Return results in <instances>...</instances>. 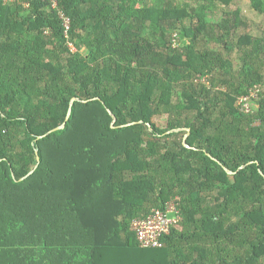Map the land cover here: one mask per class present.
<instances>
[{
    "label": "trees",
    "instance_id": "1",
    "mask_svg": "<svg viewBox=\"0 0 264 264\" xmlns=\"http://www.w3.org/2000/svg\"><path fill=\"white\" fill-rule=\"evenodd\" d=\"M203 1L201 14L192 16L187 6L137 9L139 0H22L17 7L0 0V264H264V100L260 94L248 102L260 105L255 114L236 108L251 82L218 110L206 87L194 88L228 66L198 55L196 43L206 34L218 44L232 36L241 27L239 12H225L216 26L185 29L190 45L183 54L157 56L136 27L165 33L235 0ZM249 1L264 16V0ZM89 24L92 31L79 38ZM52 39L61 44L58 54L46 50ZM77 39L89 45L88 60L71 53ZM237 45L248 51L241 60L247 83L256 63L253 38ZM258 48L264 54V41ZM61 56H68L65 66ZM138 66L183 81L181 101L169 104L173 86L158 75L139 80ZM193 77L201 80L192 84ZM41 92L65 110L56 123L20 109ZM169 110L178 121L162 133L153 119ZM215 111L220 120L212 119ZM222 121L229 128L220 129ZM182 128L190 131L187 147L161 144ZM20 129L26 138L14 156ZM174 201L185 230L174 228L163 248H141L132 222Z\"/></svg>",
    "mask_w": 264,
    "mask_h": 264
},
{
    "label": "rangeland",
    "instance_id": "2",
    "mask_svg": "<svg viewBox=\"0 0 264 264\" xmlns=\"http://www.w3.org/2000/svg\"><path fill=\"white\" fill-rule=\"evenodd\" d=\"M4 3L17 7L19 3H22V0H4ZM160 3L162 4L163 8H168L169 6H187L192 16H196L198 13L201 14V7L205 5L203 0H139L137 9L144 7H157V5ZM86 9L88 8H85L84 10ZM225 12H229L231 14H237L239 12L241 27L236 31H231V34L229 35H233L230 37H224L222 43L219 44L215 43V41H213L212 38L208 36V34H206L207 36H201L199 41L196 43V52L200 56L215 55L221 58L223 62L228 63V66L225 70L220 71L219 69L215 71L212 75L204 78V80L199 79V77H193L194 79L190 80L189 82H192L193 84L195 80H201L202 82H200L198 85H195L194 88H196L199 93L201 89L206 87L209 91L207 95L208 98L211 99L212 104L217 105L218 110H223L225 106V100H227V95L236 94L240 89H242L241 85H244V90H247L249 84L252 82L255 86L250 89L251 91L249 90V96L241 98L236 104V108H239L240 112L242 111L243 114H250L251 112L255 114L260 110V105L255 103H245V100H258V96L260 94L264 100V54L260 55L258 48V45L264 41V16L259 15L253 10L252 3L249 0H235L229 8H215L213 10H208L204 17H193V20H187L183 25H177L175 29H167L165 33L159 31L153 32L149 26H142L139 23H136V27L141 30L142 38H146L149 43L154 46L153 53L157 56L183 54L186 48L190 45L189 40L183 39V31L189 28H196L200 26L202 22H208L207 24L216 26L219 22L225 20ZM87 27L88 31H81V33L78 34L79 38H84L92 31L91 24H89ZM46 35L49 36L51 34L48 32ZM245 36H250L253 38L254 47L250 50V53L251 58L254 60V62H256L255 65L252 66V73L247 75L249 77L247 83H245L244 80L246 73L243 68L244 64L241 62V60L246 58V53H248V51L244 48H240L237 45L238 40ZM60 47V42L56 39H52L51 42L46 46V50L53 52L54 54H58L60 52ZM68 47L72 54H78L84 60L89 59L91 50L89 45L87 46L83 41L80 42L77 39L70 43ZM60 58L62 60L60 64L62 65L64 62L63 65L65 66V60L68 58V56H61ZM139 69L140 71L137 78L144 83H149L153 80L151 77L152 73V76L155 74L158 75L157 78L163 82H166L167 86L168 84H172L173 87L170 91L169 97L170 101L168 100L170 102L169 104L176 105L181 101L182 93L185 89V86H181L184 83L183 81L180 82L179 85L171 83L169 79H167L166 75L162 74L159 68L156 67L147 66L146 68L141 67ZM189 82H186V84H191ZM141 90H143V88H141ZM49 92H41V97L29 105L31 108H24L21 104L20 109L22 111L31 109L29 112L37 110V112L41 111L42 114L47 113V119L39 120V122L56 123L58 116L63 115L65 110H62L61 112L57 111V106H55L56 102L51 100L52 97L49 96ZM52 95L53 92L51 93V96ZM157 95L159 98L162 97L159 92H157ZM244 105H246L245 107L247 108L250 107V110L248 111L245 109ZM53 107L54 109L49 112ZM135 108L136 103H133L131 105V110ZM37 117L39 118V115H37ZM177 118V115L173 111L169 110L168 112H164L163 114L156 116L153 119V123L160 132L165 133L167 130H169L171 123L178 121ZM185 118L189 119V116H184V119ZM212 119L220 120V115L215 111V115L212 117ZM230 123L231 122L229 121L226 123H223L222 121L217 123V125L220 127V129L224 130L229 128ZM257 127H261L259 122L254 125V128ZM181 130L182 134L173 138H169L171 134L173 132L178 133L180 130L169 132L168 135L166 134V136L162 139L161 144H168L172 147L174 144L179 145L184 143L185 139L187 141L189 137L186 134L187 131L189 132V130L186 128H182ZM23 132L24 130L20 129L21 135H17V139L13 141L11 149L13 150L12 153L14 154L11 155L16 156V153H21V148L17 146V143L25 140L26 137L23 135ZM13 135H15V132L11 131L9 137ZM243 142L245 145L249 143V141L247 142L246 139ZM227 143H229V141H227ZM18 161L19 165L24 166V164L19 159ZM126 177H129V175H126ZM216 195L217 190L212 194V197L215 198ZM234 220L236 219L234 218ZM177 229L181 232L185 230L184 225L182 224H178ZM192 243L193 242H190L188 245L191 244L193 246ZM188 245L184 242L182 244L183 247H190Z\"/></svg>",
    "mask_w": 264,
    "mask_h": 264
},
{
    "label": "built area",
    "instance_id": "3",
    "mask_svg": "<svg viewBox=\"0 0 264 264\" xmlns=\"http://www.w3.org/2000/svg\"><path fill=\"white\" fill-rule=\"evenodd\" d=\"M63 20L68 32L71 21L67 17H64ZM249 101L246 99L245 103ZM245 109L249 111L250 107H245ZM182 220L177 203L174 201L165 210L153 208L149 214L136 218L132 222V230L136 233L141 248H163L165 247V238L171 234L174 228L177 229L178 224H182Z\"/></svg>",
    "mask_w": 264,
    "mask_h": 264
},
{
    "label": "water",
    "instance_id": "4",
    "mask_svg": "<svg viewBox=\"0 0 264 264\" xmlns=\"http://www.w3.org/2000/svg\"><path fill=\"white\" fill-rule=\"evenodd\" d=\"M74 102H75V101H73L72 104H74ZM71 112H72V111H71V109H70L69 114H68V116H67V121H69V119H70V117H71ZM64 126H65V125H64ZM64 126H63V127H64ZM63 127H62V128H63ZM62 128H57V129L54 130L52 133L58 132V131H60ZM189 134H190V131H189ZM188 137H189V136H188ZM184 145H185V147L187 146V145H186V139H185V141H184Z\"/></svg>",
    "mask_w": 264,
    "mask_h": 264
}]
</instances>
